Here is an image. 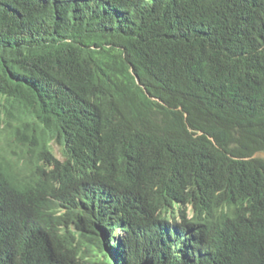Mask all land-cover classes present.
Returning a JSON list of instances; mask_svg holds the SVG:
<instances>
[{
    "label": "trees",
    "instance_id": "1",
    "mask_svg": "<svg viewBox=\"0 0 264 264\" xmlns=\"http://www.w3.org/2000/svg\"><path fill=\"white\" fill-rule=\"evenodd\" d=\"M0 106V241L58 220L3 145L36 118L79 150L63 258L264 264V0H0Z\"/></svg>",
    "mask_w": 264,
    "mask_h": 264
},
{
    "label": "clouds",
    "instance_id": "2",
    "mask_svg": "<svg viewBox=\"0 0 264 264\" xmlns=\"http://www.w3.org/2000/svg\"><path fill=\"white\" fill-rule=\"evenodd\" d=\"M17 122L10 108L5 109L0 106V127L3 123L14 125ZM27 123L29 129L15 135L6 134L3 145L13 148L21 158L23 168L18 173L21 188L37 199V209L39 202L42 204L38 211L46 216L58 217V220L55 221L51 235L49 228L45 237L33 243H29L28 239L33 223L25 219L9 223H16L18 227L0 241V264H77L75 258H63L58 254L62 236L67 233L69 226L63 223L68 199L60 201L58 196L61 193H57L60 185H68L75 180L74 158L78 160L79 151H76V139L74 137L60 139L51 135L36 118H29ZM42 186H49L52 190L43 193L40 197ZM189 212L190 215L187 214ZM179 215L176 210L170 218L175 223H179ZM186 217H191L189 206L186 208ZM121 236L122 233L116 230L113 234L115 239H111L112 244L113 240H116L115 244H117V239ZM54 244H56L55 249ZM78 251L81 260H87L96 248L83 241L79 243Z\"/></svg>",
    "mask_w": 264,
    "mask_h": 264
},
{
    "label": "rangeland",
    "instance_id": "3",
    "mask_svg": "<svg viewBox=\"0 0 264 264\" xmlns=\"http://www.w3.org/2000/svg\"><path fill=\"white\" fill-rule=\"evenodd\" d=\"M188 215H190V212L189 213H187Z\"/></svg>",
    "mask_w": 264,
    "mask_h": 264
}]
</instances>
